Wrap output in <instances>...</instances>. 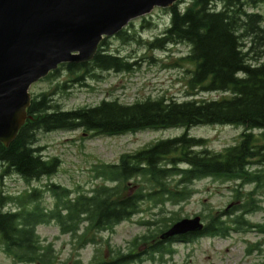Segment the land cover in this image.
<instances>
[{"label":"trees","instance_id":"16d2710c","mask_svg":"<svg viewBox=\"0 0 264 264\" xmlns=\"http://www.w3.org/2000/svg\"><path fill=\"white\" fill-rule=\"evenodd\" d=\"M179 3L168 9L169 24L149 47L185 44L189 52L179 61L193 66L188 81L192 94L225 95L184 101L147 99L133 104L103 100L93 107L72 110L59 109L47 93L33 96L27 109L31 118L8 146L0 143V181L10 174L26 182L55 175L60 161L43 156V149L36 146L38 132L82 130L96 137L172 128L184 131L126 154L117 164L95 166L94 177L102 183L88 193L71 198L67 188L51 184V209L43 208L37 189L18 197L14 209H6L13 199L0 191V250L14 262L64 264L53 244L39 237L37 226L55 223L59 233L70 237L79 249L96 245L102 241L98 235L112 232L115 226L137 215L143 202L178 205L191 197V186L203 179L232 184L236 203L230 210L209 215L204 230L188 235L184 242L199 237L226 238L231 232L249 230L264 240V222L251 224L246 219L260 209V200L253 192L264 186V60L253 61L250 48L245 46L248 41L258 44L264 39V15L246 10L248 4L264 0H190L183 8ZM118 36L126 40L125 31ZM102 41L90 62L60 67L71 75L79 73L76 81L91 69L130 72L134 63L104 52ZM203 126H241L244 131L234 145L214 152L205 147L203 139L187 133ZM254 131L261 133L257 136ZM131 181L134 190L130 193L127 189ZM251 184L256 185L254 191L243 193V187ZM167 220L158 233L178 219ZM157 235L149 232L137 237L126 251L111 250L108 258L96 256L94 264H129L140 262L144 254L150 260L172 254L166 246L173 241H159ZM138 248L144 250L137 253Z\"/></svg>","mask_w":264,"mask_h":264},{"label":"rangeland","instance_id":"374dc122","mask_svg":"<svg viewBox=\"0 0 264 264\" xmlns=\"http://www.w3.org/2000/svg\"><path fill=\"white\" fill-rule=\"evenodd\" d=\"M183 8L190 0H178ZM246 10L264 15V3L248 4ZM169 24L168 9L154 8L149 14L131 21L125 29L126 40L115 35L103 39L104 52L119 55L129 63H134L130 72H114L91 69L82 80L69 74L64 68L32 84L28 90L36 96L47 93L53 103L61 110L81 107H93L103 100H116L122 104H133L147 99L164 98L184 101L194 99H216L224 96L219 93H195L188 87L193 66L184 61L189 48L185 44H168L163 49H152L149 43L160 37ZM264 27V23H263ZM264 35V31H263ZM264 39L258 44L248 43L250 57L264 60ZM261 55V57L259 56ZM258 61V60H257ZM183 129L144 130L117 136L91 137L82 130L54 131L36 134L37 147H41L45 158H57L60 161L55 175L39 181L26 182L17 175L10 174L0 181V191L13 202L6 209L18 206V197L37 189L41 192V205L45 209L53 207V199L48 192L51 184L67 188L71 198L79 193H88L102 183L94 177V167L117 164L126 154H133L152 143L179 136ZM244 128L233 126H203L188 130V135L201 138L205 147L219 152L234 145ZM260 131H254L259 135ZM129 182L130 193L134 190ZM111 186V184H108ZM258 187V186H257ZM232 184L219 180L203 179L191 186V197L178 205L140 204V212L131 219L114 227L112 232L98 235L102 238L98 244H87L78 248L75 241L67 235H61L55 223L37 226L36 232L44 242H51L58 258L64 264H94V258H108L111 250L126 251L130 243L144 234L154 232L159 236L167 217L176 219L200 216L205 225L209 215H218L235 202L232 196ZM255 184L243 187V193H251ZM260 200V209L247 216L251 224L264 222V186L253 192ZM242 200V199H241ZM240 203V202H237ZM231 209V208H230ZM229 209V210H230ZM150 222L151 225L142 223ZM159 238V237H158ZM173 253L162 258L150 260L148 255L140 257V262L129 264H264V240L258 233L249 231L231 232L226 238L199 237L191 242L167 244ZM143 248L135 251L140 253ZM140 251V252H139ZM0 264H26L14 262L0 250Z\"/></svg>","mask_w":264,"mask_h":264},{"label":"water","instance_id":"95a60500","mask_svg":"<svg viewBox=\"0 0 264 264\" xmlns=\"http://www.w3.org/2000/svg\"><path fill=\"white\" fill-rule=\"evenodd\" d=\"M178 0H0V143L8 146L29 118L30 86L67 63H88L114 37L154 8ZM199 216L174 222L159 239L198 234Z\"/></svg>","mask_w":264,"mask_h":264},{"label":"flooded vegetation","instance_id":"af4514ba","mask_svg":"<svg viewBox=\"0 0 264 264\" xmlns=\"http://www.w3.org/2000/svg\"><path fill=\"white\" fill-rule=\"evenodd\" d=\"M185 237H187V236L173 238L172 241H174V243H176V242H184L185 241Z\"/></svg>","mask_w":264,"mask_h":264},{"label":"bare ground","instance_id":"6f19581e","mask_svg":"<svg viewBox=\"0 0 264 264\" xmlns=\"http://www.w3.org/2000/svg\"><path fill=\"white\" fill-rule=\"evenodd\" d=\"M119 35H120V32H119ZM123 35V34H122ZM103 46V45H102ZM98 51V50H97ZM97 53V52H96ZM60 68V67H59ZM56 70H58V68L56 69Z\"/></svg>","mask_w":264,"mask_h":264}]
</instances>
